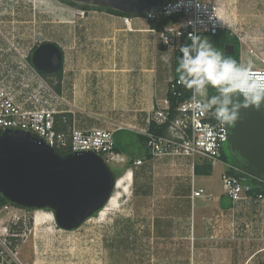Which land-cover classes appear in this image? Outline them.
Wrapping results in <instances>:
<instances>
[{"label": "rangeland", "instance_id": "1", "mask_svg": "<svg viewBox=\"0 0 264 264\" xmlns=\"http://www.w3.org/2000/svg\"><path fill=\"white\" fill-rule=\"evenodd\" d=\"M221 3L222 19L229 27L227 33L240 41L241 64L264 67V0H221ZM76 13L82 12L59 0H0V48H8L10 41L27 55L38 42L61 39L62 19ZM210 37L203 35L223 53L225 39L215 41ZM45 78L55 87V79ZM224 149L229 163L239 159L228 141ZM227 164L223 159L213 167L207 179L212 187L208 192H223L221 175ZM108 165L117 178L127 174L131 166L127 156L122 164ZM177 180L174 187L176 183L181 187L184 181L181 177ZM196 185L202 187L201 182ZM126 186L125 192L114 188L112 196L119 191L122 195L116 209L104 215L100 211L71 230L60 228L49 209L13 210L21 217L15 226L21 233L16 242L21 261L29 264L264 262V202L238 205L235 210L220 213L218 202L208 193L196 203L189 198L188 203L184 197L174 195V191L154 190L152 174L141 169L134 172L133 181L129 180ZM179 192L181 196L182 190ZM13 213L0 214L3 224H11Z\"/></svg>", "mask_w": 264, "mask_h": 264}, {"label": "built area", "instance_id": "2", "mask_svg": "<svg viewBox=\"0 0 264 264\" xmlns=\"http://www.w3.org/2000/svg\"><path fill=\"white\" fill-rule=\"evenodd\" d=\"M221 0H166L164 4L146 12L149 21L163 17L171 22L162 29L152 30L159 34L162 42L169 48L176 49L182 40H188L189 34L217 35L228 30L222 19ZM82 13L85 11L81 10ZM128 29L132 28V19L124 17ZM6 49L0 48V134L5 131H25L40 142L57 152L93 151L102 156L109 164H122L126 156L115 150V132L126 126L116 123L113 128L92 127L83 130L76 125L73 104L68 97H63L45 76L38 71L29 57L36 47H31L27 55L10 42ZM42 43V42H41ZM39 45V43H37ZM254 70L264 71V67L252 63ZM174 78H172V81ZM177 84H181L177 80ZM181 95V93L179 94ZM73 114V119L68 114ZM60 119L66 124L60 128ZM152 121L157 124L168 123L165 134L149 131ZM138 132L148 135V147L152 159L166 156L189 158L192 166L197 163H209L212 166L222 162V151L229 139V127H222L214 117L213 111L199 112L193 108L190 99L183 101L171 113L169 99L156 107L147 119V126ZM145 158H137L128 172L133 181L137 168L145 163ZM253 177L242 166L232 163L226 165L221 175L224 194L232 201V210L238 205H253L264 202V192L256 189L250 181ZM204 189L193 190L192 198L201 196ZM3 194L0 192V198ZM20 207L11 202L0 206L2 212L13 213ZM10 225L0 220V264H29L21 261L16 242L21 235L15 230L21 217L13 213ZM2 222V223H1Z\"/></svg>", "mask_w": 264, "mask_h": 264}, {"label": "crops", "instance_id": "3", "mask_svg": "<svg viewBox=\"0 0 264 264\" xmlns=\"http://www.w3.org/2000/svg\"><path fill=\"white\" fill-rule=\"evenodd\" d=\"M124 17L132 19L131 29L126 27ZM61 28V39L48 40L63 52L61 89L57 91L73 104L76 125L83 130L109 129L116 123L135 132L145 128L153 110L167 98L169 84L175 77L176 49L162 42L144 15L88 10L64 16ZM51 78L57 83L56 77ZM68 116L73 119L72 113ZM148 151L141 155L145 163L135 172L141 169L152 174L154 190L174 191L188 203L190 199L196 203L208 193L218 202V212L230 210L232 206H222L230 201L224 190L217 194L208 192L212 189L207 180L211 175L195 174L189 158L166 156L154 160L146 156ZM177 177L184 181L181 187L179 183L174 187ZM197 182L202 187H197ZM199 189H204V193L192 198L193 190Z\"/></svg>", "mask_w": 264, "mask_h": 264}, {"label": "water", "instance_id": "4", "mask_svg": "<svg viewBox=\"0 0 264 264\" xmlns=\"http://www.w3.org/2000/svg\"><path fill=\"white\" fill-rule=\"evenodd\" d=\"M74 1L144 15L166 0ZM231 47L226 53L235 52ZM31 61L41 73H56L62 68L63 52L56 43L45 41L34 49ZM229 130L228 142L241 165L253 177L264 180V105L241 109L240 119ZM117 181L105 159L93 151L61 155L28 132L0 134V192L16 205L51 209L60 228H78L100 212Z\"/></svg>", "mask_w": 264, "mask_h": 264}, {"label": "clouds", "instance_id": "5", "mask_svg": "<svg viewBox=\"0 0 264 264\" xmlns=\"http://www.w3.org/2000/svg\"><path fill=\"white\" fill-rule=\"evenodd\" d=\"M189 39L191 44L179 49L177 72L195 110H212L218 124L229 127L240 119L241 109L264 105V71L226 57L200 35L190 33ZM210 87L215 89L211 96Z\"/></svg>", "mask_w": 264, "mask_h": 264}, {"label": "trees", "instance_id": "6", "mask_svg": "<svg viewBox=\"0 0 264 264\" xmlns=\"http://www.w3.org/2000/svg\"><path fill=\"white\" fill-rule=\"evenodd\" d=\"M59 1L66 4V5L71 6L73 8L83 10L85 12L88 10H100V11H107L110 13L123 15V16H130L131 15V14L125 13L123 11H120L118 9L111 8V7H105V6L94 5V4H89V3L77 2L74 0H59ZM171 20L172 19L169 17H163V18L158 19V20H152L151 24H152L153 28L160 30L165 25L170 23ZM227 32H228V30L220 31L217 35L212 36V37L215 39V41H218V39L220 37H223L225 39L224 41L235 43V52L233 54H225L224 51H223V54L226 57L235 59L238 63H241L240 41H239L237 36L230 35V33H227ZM179 44L180 45L176 48V53H175V57H174L175 77H174V80L171 81L169 84V90H168V94H167V98L169 99V102H170L172 115H174L177 107L183 101L190 99V97H191L190 90L185 88L182 84H177V80H179V74L177 72L178 58L182 55V53L179 51V49L182 45L191 44V41L182 40ZM223 46H224V44H223ZM29 60L31 61V55L29 57ZM61 73H62V68L56 73H52V74L42 73V74L45 77H56L57 83H56L55 87L57 90H60L61 89ZM180 93H181V95H179ZM214 94H215V89L210 87L209 91H208V95L211 96ZM59 127L60 128L66 127V124L62 121V119H60ZM167 128H168V123L157 124L155 121H152L150 126H149V131L151 133H154V134H165L167 132ZM114 138H115V150L118 152L126 154L129 158L130 165H132V163L135 161V159L140 158V156L143 155V153H145L146 150H150L148 147V144H147L149 138H148V135H146V134L131 131L129 129L124 128V129L117 130L115 132ZM222 152H223L222 158L225 161L229 162L227 160V156H226L224 148H223ZM60 154L61 155H67V154H70V152L69 151L68 152H60ZM146 156L151 157L150 151L147 152ZM141 157L144 158V156H141ZM231 163L234 165L242 167V165L240 163V158L239 159L235 158L234 161ZM212 171H213V166L209 163L196 164L195 168H194V172L197 175H211ZM250 181L256 186L257 190L264 192V180H260V179L255 178V177H251ZM6 203H10V201L7 198H5L4 196H1L0 206L4 205ZM12 204L17 206V207H20V208H25V207L16 205L14 203H12ZM222 206L223 207H230V206H232V201L230 200L228 204L223 203ZM25 209L35 210L32 208H25ZM47 209H49V208H47ZM49 210L52 211L51 209H49ZM96 213H98V212H96ZM14 228H16V227H14Z\"/></svg>", "mask_w": 264, "mask_h": 264}, {"label": "bare ground", "instance_id": "7", "mask_svg": "<svg viewBox=\"0 0 264 264\" xmlns=\"http://www.w3.org/2000/svg\"><path fill=\"white\" fill-rule=\"evenodd\" d=\"M129 180L132 182L131 180V176L129 173L125 174L123 177L118 178V181L116 183V188L123 190V192H125L127 190V183H129ZM121 192H117L116 194H114L108 201V203L105 205V207L101 210V214L104 215L105 213L109 212L110 210H114L116 209V207L118 206L119 203V199L121 198ZM37 222V221H36ZM39 223V221L37 222Z\"/></svg>", "mask_w": 264, "mask_h": 264}, {"label": "flooded vegetation", "instance_id": "8", "mask_svg": "<svg viewBox=\"0 0 264 264\" xmlns=\"http://www.w3.org/2000/svg\"><path fill=\"white\" fill-rule=\"evenodd\" d=\"M37 46H38V45H37ZM37 46H36V47H37ZM226 46H227V49H226ZM231 46H233V48H234V50H235V43L227 42V41L225 42V44H224V53H225V54H228V53H226L227 51L232 50V47H231ZM36 47H35V48H36ZM33 51H34V49H33ZM33 51H32V53H33ZM32 53H31V54H32Z\"/></svg>", "mask_w": 264, "mask_h": 264}]
</instances>
